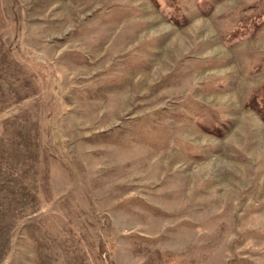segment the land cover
<instances>
[{
    "label": "rangeland",
    "instance_id": "1",
    "mask_svg": "<svg viewBox=\"0 0 264 264\" xmlns=\"http://www.w3.org/2000/svg\"><path fill=\"white\" fill-rule=\"evenodd\" d=\"M0 264H264V0H0Z\"/></svg>",
    "mask_w": 264,
    "mask_h": 264
}]
</instances>
